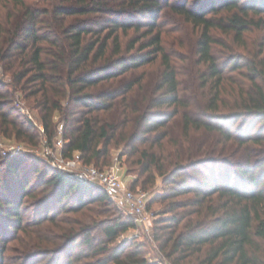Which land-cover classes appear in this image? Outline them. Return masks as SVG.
<instances>
[{
  "label": "trees",
  "instance_id": "1",
  "mask_svg": "<svg viewBox=\"0 0 264 264\" xmlns=\"http://www.w3.org/2000/svg\"><path fill=\"white\" fill-rule=\"evenodd\" d=\"M5 6L0 63L33 99L47 145L58 113L64 157L109 165L111 149L123 146L137 154L136 174L148 173L143 188L160 176L155 200L164 209L152 230L168 264H264V44L251 58L230 54L224 63L213 47L214 31L239 40L250 28L264 30V0H202L196 7L188 0H0V11ZM166 11L195 30L182 57L189 76L174 60L178 54L165 51L167 30L158 20ZM220 11L226 14L215 16ZM142 27L122 47L119 31ZM157 57L159 73L128 77ZM3 86L0 133L37 143L33 121L5 109L13 93ZM27 159L0 155V264L11 262L1 235L9 230L17 263L41 255L52 256L48 264H160L148 261L135 239L118 240L135 224L100 185L36 162L22 170ZM35 184L45 196L24 206ZM75 245L79 250L58 263Z\"/></svg>",
  "mask_w": 264,
  "mask_h": 264
},
{
  "label": "rangeland",
  "instance_id": "2",
  "mask_svg": "<svg viewBox=\"0 0 264 264\" xmlns=\"http://www.w3.org/2000/svg\"><path fill=\"white\" fill-rule=\"evenodd\" d=\"M30 0H27L29 2ZM119 0H110L111 4L115 6L118 3ZM171 1H177V0H169ZM179 1V0H178ZM200 1L202 0H188V6H197V4H200ZM204 1V0H203ZM196 3V4H195ZM11 6V4L9 3ZM1 17H4L6 13L8 12V6H5L4 8H1ZM222 14H226L225 11H220L216 13L215 16H220ZM212 15L211 12L207 13V16ZM147 18V17H146ZM145 18V19H146ZM178 16H175L173 13H170V11H166L165 15H162L158 22L162 23L163 28L167 30L166 35H164V44H165V51L167 53L173 54L172 57L176 54H178L175 57V61L177 64L181 66V72L183 74H187L188 67H189V62L182 58L183 56H186L189 51V47L191 45V33H193V27L190 26L189 23L182 22ZM146 30V27H142V29L139 32L134 33V31L131 29L127 32V34H122L121 31H119V41L121 42L122 47H126L127 42L129 39L139 36L141 32ZM214 36L216 38V41L213 45L214 50H215V55L218 57L220 62H225L228 59V56L230 54H237L244 56L245 58H251V56L254 55L256 51H258V47L263 45V36H264V30H258L256 28H250L249 30L245 31L243 33V36L241 39H236L234 37L233 33L226 34L221 31H214ZM148 37H144L140 42H143L147 39ZM182 44V45H181ZM137 44L134 48L137 49ZM146 50V49H145ZM262 53L259 56V58L263 57L264 58V45L262 47ZM185 54V55H181ZM231 56V55H230ZM174 58V57H173ZM177 58V59H176ZM242 62V61H241ZM16 65V64H15ZM6 66L2 65L0 63V81L1 83L4 84L2 89H8L10 92L13 93V99H12V104L9 107H5L7 110L8 108L12 107L13 111V116L15 114L20 113L21 115L31 119L33 123L37 126L39 130V139L37 143H29L24 140H20L14 136H6L0 133V155H4L3 153L6 152L7 154H14V155H26L29 157L24 163L21 165V169L25 170L29 167L32 166L34 162L39 164V169L45 168V167H52L51 165V158L46 156L44 154V147L47 144L46 138L41 130V123L39 121L38 117V111L35 108V103L32 98H27L25 97V93L21 87L20 84H16L13 80L12 74L10 71L6 70ZM15 67V66H14ZM10 70V69H9ZM144 70V75H145V80L148 78V76H154L155 74L159 73L161 70V63H160V58L157 57L156 60L150 64V65H145L144 67L139 68L136 70L134 73L130 72L128 74V77L135 75L137 77L138 75L141 74V72ZM13 71V70H12ZM181 74L180 77L183 78H189L186 77V75ZM188 75V74H187ZM189 76V75H188ZM167 110L171 109L166 108ZM54 120L57 122L56 123V132L53 136L52 139V146L57 142L58 139H62V125L61 121L59 118V114L56 113V116L54 117ZM195 137L200 138L198 140H202L204 135H200V133H195ZM63 145V143H62ZM61 150V147H56L54 148V155L58 154ZM137 154H134L133 156H128V150H125L123 146H119L118 148H112L111 149V162L109 165H103L101 163L94 164L99 169H109L113 170L122 180H124L128 186L130 187L131 182L135 178H139V182L137 184V187L135 189H140L143 190V192L146 193V207L147 211H149V214H153L154 216L151 217L152 221L158 217V213L164 209V201L155 200L156 195L161 192V189L163 188V183L161 182V177L155 174V181L153 183H146L145 187L143 188L141 185V181L143 178L147 177L148 173H143V174H136L138 171L139 165L135 163H131L132 160L135 159ZM74 157H77L75 155ZM34 160V161H33ZM80 162V161H79ZM81 163V162H80ZM56 169V168H55ZM58 170V169H57ZM203 171L206 170V168L202 169ZM36 175H32L31 178V184L35 183ZM34 194L35 196H28V199H26V202H24V206L26 204H29L30 202H34L37 200V198L45 196V193H41V187L38 185H34ZM39 196V197H38ZM155 200V201H154ZM114 207V206H113ZM109 208H112L110 206ZM115 210H117L114 207ZM111 212L106 213L104 211H100L99 214L96 215V218L99 220L105 219L107 216H110L112 213ZM118 212H121L120 210H117ZM31 217V213L28 212L25 216ZM2 225V223H1ZM0 225V226H1ZM3 227V225L1 226ZM153 224H151L150 229H145L143 227L135 226L133 228L128 229L126 232L122 233L119 237L118 240H122L123 238H128V239H135L137 242L142 244L141 250L143 251L144 256L148 261H154L158 263H163L168 261L162 256L161 253L158 252L157 250V243L153 239V230H152ZM2 231V229L0 228ZM0 231V232H1ZM3 233V232H2ZM92 234L95 235L96 240H100L102 238V233L99 231V229H96ZM2 237H5L6 240V247L4 250V256L8 260L9 259L11 262L10 264H22V263H17V250H18V243L16 240H14L13 237V231L9 230L7 235L1 234ZM79 242V241H78ZM80 246L73 247L71 249H67V251L62 252V254L59 256V261L58 263H61L66 255L68 253H74L77 252ZM52 258V256H34V258L31 259L29 262H25L24 264H48L49 260ZM8 260V261H9ZM88 261V259L82 261L85 262ZM1 264H4L1 262Z\"/></svg>",
  "mask_w": 264,
  "mask_h": 264
},
{
  "label": "built area",
  "instance_id": "3",
  "mask_svg": "<svg viewBox=\"0 0 264 264\" xmlns=\"http://www.w3.org/2000/svg\"><path fill=\"white\" fill-rule=\"evenodd\" d=\"M62 143L61 139H58L53 146L46 144L44 147V154L51 158L53 168L64 171L79 181L100 185L119 210L132 216L136 227L150 229L153 223L151 217L154 215L147 211L145 192L131 189L113 170L99 169L93 164H82L77 157H64L61 151L54 155V148L62 147Z\"/></svg>",
  "mask_w": 264,
  "mask_h": 264
}]
</instances>
